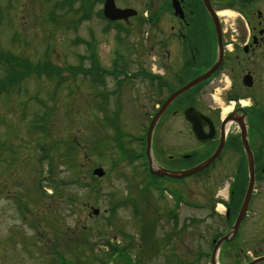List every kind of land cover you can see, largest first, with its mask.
<instances>
[{"label":"rangeland","instance_id":"obj_1","mask_svg":"<svg viewBox=\"0 0 264 264\" xmlns=\"http://www.w3.org/2000/svg\"><path fill=\"white\" fill-rule=\"evenodd\" d=\"M55 1L60 0H0V53L19 62L27 58L34 67L48 59L64 69L79 64L87 68L89 53L84 44L91 42L105 68H113L112 51L119 57L118 68L129 74L153 63L141 25L146 0H115L116 7L137 12L122 23L124 34L99 17L102 0L80 1L83 10L80 2L70 0V9L56 11L64 15L59 23L49 18ZM161 1L155 0L156 16L163 8ZM117 35L122 37L119 44ZM11 71L0 63V77ZM81 75L65 73V82L58 86L53 79L28 75L22 79L20 93L0 97V264H56L58 256L70 264H127L115 250L126 252L133 264H208L201 252L208 251L202 237L207 239L210 232L203 224H192L205 212L181 207L175 219L169 197L161 200L146 193L139 162H129L126 153L113 145L114 134L105 124L103 128V116L97 113L96 85ZM109 80L106 76L105 82ZM41 116H48L42 124L37 121ZM142 121L133 117L126 126L129 136L140 134ZM164 123L181 129L177 116H164ZM236 129L233 123L227 125L228 134ZM253 134L254 140L259 138ZM124 142L127 151L138 150L131 137ZM167 146L172 147L171 140ZM238 159L230 148L221 160L234 166ZM48 160L53 164L51 174ZM95 168H102L105 176L93 177ZM61 179L68 184L59 189ZM189 186V200L208 199L193 184ZM259 188L263 191L264 184ZM212 190L218 199L224 197L223 189ZM92 209L99 214L94 216ZM219 222L213 229L221 227ZM227 242L232 258L226 249L219 250L216 264H237L235 258L251 264L264 255V196L254 198L238 237Z\"/></svg>","mask_w":264,"mask_h":264},{"label":"flooded vegetation","instance_id":"obj_2","mask_svg":"<svg viewBox=\"0 0 264 264\" xmlns=\"http://www.w3.org/2000/svg\"><path fill=\"white\" fill-rule=\"evenodd\" d=\"M174 1L181 9L182 16L173 14L172 0H162L163 8L158 22L148 21L145 26L144 47L150 54L152 52L155 59L153 63L145 65L142 71L145 73L144 81L135 84L125 81L120 86L113 83L112 89L117 95L113 116H121L125 123L133 120L134 116H146L150 122L172 93L217 64L216 70L207 79L175 98L164 111L154 129L150 151L148 155L145 154L148 179L160 184L164 191L174 192L180 201H189L188 195L192 194H187L186 190L192 192L187 188H192L189 185L193 184L198 193L209 196L203 202L192 200L196 204L193 211L205 212L202 217L193 218L192 224H203L210 234L207 239H202L207 243L211 239L210 242L215 243L231 230L235 221L238 210H231L229 205L236 202L239 207V199L245 193L244 189L240 198L230 191L227 203L224 204L225 210L229 211L226 220L216 216L214 206L217 197L212 189L217 190L227 180L234 187L240 174V163L232 166L221 160L227 150H236L241 146L236 122H233L236 131L231 134L226 132L224 147L218 158L202 171L177 181L160 178L152 172L157 171V166L170 171L195 167L213 154L222 138L220 116H228L236 121L244 118L248 126L249 144L259 148L254 166V192L249 208L255 197L264 196V190L259 188V185L264 184V0ZM205 7L217 15V22ZM227 13H232V16ZM152 24H157V27L152 28ZM193 110L200 113L197 116H205L212 123L213 129L206 122L201 124L200 139L184 118L189 111H192L189 116H196ZM164 116H177L181 129H170L168 123L162 124ZM197 125L199 127L200 122ZM252 126L257 135L259 132L256 141H253V133L250 131ZM169 140L172 147L167 146ZM233 140L234 143H231ZM219 168L221 170L216 172ZM180 205L183 206L182 203ZM248 213L231 242L238 237ZM216 220L220 221L221 227L213 229ZM216 233H222V236L216 237ZM226 243L224 249L228 251L230 242ZM262 243L263 238L259 241V249L263 247ZM223 246L224 243L220 250ZM226 255L232 258L229 251ZM201 257L208 264L212 261V255L207 252H201ZM236 259L237 264H243Z\"/></svg>","mask_w":264,"mask_h":264},{"label":"water","instance_id":"obj_3","mask_svg":"<svg viewBox=\"0 0 264 264\" xmlns=\"http://www.w3.org/2000/svg\"><path fill=\"white\" fill-rule=\"evenodd\" d=\"M109 1V0H108ZM110 4V3H109ZM107 6H109L108 4H107ZM115 11V10H114ZM133 14V13H132ZM242 130H243V133H242V143H243V146H244V149H245V152H246V154L248 155V164H249V169H250V184H249V188H248V191H247V195H246V198H245V200H244V203H243V207H242V211L246 208V206H247V203H248V198H249V196H250V191H251V187H252V180H253V178H252V170H251V168H252V165H251V163H252V156H251V152H250V150H249V148H248V145H247V141H246V132H245V130L242 128ZM95 174H97V175H99V176H101L102 175V173H101V171H99V170H97V171H95ZM94 213H97V211H95ZM264 261V258L263 259H261V262H263ZM256 263H259V260H258V262H256ZM256 263H253V264H256Z\"/></svg>","mask_w":264,"mask_h":264},{"label":"bare ground","instance_id":"obj_4","mask_svg":"<svg viewBox=\"0 0 264 264\" xmlns=\"http://www.w3.org/2000/svg\"><path fill=\"white\" fill-rule=\"evenodd\" d=\"M205 3V2H204ZM206 8V7H205ZM206 9H208V8H206ZM53 9H52V11L50 12V13H53ZM102 11V10H101ZM209 14L213 17V18H215V16L209 11ZM221 14H223V13H220L219 15H221ZM228 15H230V16H232V13H227ZM50 18V20H52L53 22H54V19L52 18V17H49ZM108 18V17H107ZM228 111H230V110H228ZM129 116H133V115H129ZM229 125H230V122H229ZM240 126H241V124H240ZM121 143H122V141H120ZM240 154H242V155H245L246 157H247V160H248V155L246 154V152H244V151H240ZM224 196H225V191H224Z\"/></svg>","mask_w":264,"mask_h":264}]
</instances>
